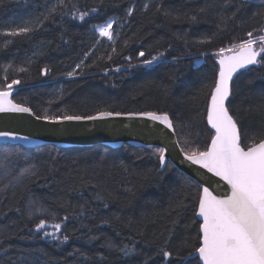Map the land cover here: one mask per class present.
<instances>
[{"label":"trees","instance_id":"obj_1","mask_svg":"<svg viewBox=\"0 0 264 264\" xmlns=\"http://www.w3.org/2000/svg\"><path fill=\"white\" fill-rule=\"evenodd\" d=\"M240 4L241 0H0V89L13 79L21 80L13 86L12 101L41 116L89 115L101 109L167 112L179 149L203 150L213 134L206 125V111L218 72L214 53L247 40L249 31L260 36L257 29L264 26V16L257 14L258 0L236 12ZM54 7L37 31L4 35L37 17L43 20ZM92 7L98 12H90L85 21L72 18ZM129 7L134 9L130 17L125 14ZM166 11L170 15H164ZM191 16L196 22L189 21ZM109 20L115 21L112 42L93 32ZM140 51L145 57H139ZM161 52L159 62L143 64ZM196 61L201 64L194 65ZM45 67L49 72L42 75ZM73 70L76 75L69 77ZM230 100L244 142L264 134V66L240 72ZM185 139L190 144L185 145ZM199 193L196 184L169 164L162 172L153 149L0 145V264H162L156 253L169 230L174 229L169 245L174 252L186 255L196 243ZM40 219L46 227L37 232ZM55 223L62 225L56 235H67V242L43 235L55 232ZM125 244L140 254L123 257L117 249Z\"/></svg>","mask_w":264,"mask_h":264},{"label":"snow or ice","instance_id":"obj_2","mask_svg":"<svg viewBox=\"0 0 264 264\" xmlns=\"http://www.w3.org/2000/svg\"><path fill=\"white\" fill-rule=\"evenodd\" d=\"M258 2L261 11L257 14L264 16V0H258ZM252 3L253 0H241L236 12L240 10V7ZM147 8L148 5L145 4L144 9L147 10ZM55 11V7L49 9L48 15L43 16V20L37 17L28 25L20 27L18 30L6 32L4 35L15 37L37 31L43 26V21L48 20ZM133 11V7L127 8L125 10L126 16H132ZM200 11H204V9H200ZM90 12L96 13L98 9L92 7L89 11L79 12V15L73 13L72 18L83 22ZM63 14L66 15L67 13ZM235 14L233 12L229 19L233 18ZM164 15L170 14L166 11ZM174 19L178 20L179 18ZM196 20V16L189 17L190 22L194 23ZM114 22L109 20L104 25L98 26L99 36L113 41L115 36L113 32ZM217 28H220V25H217ZM257 31L264 33V26H261ZM247 36V40L220 48L218 52L214 53L218 57L216 64L219 65V68L217 78L211 88L207 108V124L214 130L210 143L203 150L184 146L179 149L185 161L223 181L230 194L226 198H221L210 190V186L199 185L201 191L194 210V216L197 218L194 222L198 223L196 243L187 248L186 255L179 250L174 252L169 246L174 229L169 230V236L158 246L156 253L161 257L162 264H173L174 261L175 264H264V134L259 138H249V142L245 143V134L242 131L240 119L231 111L230 100L234 75L242 69L252 70L250 66L256 68L264 66V35L254 37L253 32L249 31ZM203 42L205 41H201V43ZM7 43L11 44L12 41L9 40ZM113 51L115 52V48ZM138 55L145 57L146 54L144 51H140ZM163 56L164 53L161 52L157 56H152L151 59L144 60L143 64L150 66L154 62H159ZM108 59L111 60L112 57L109 56ZM80 67V64L76 65L77 69ZM119 70V68L116 69V71ZM19 71L24 72L26 69L20 68ZM48 72L49 69L45 67L41 74L47 75ZM67 75L69 77L75 76L76 71L73 70ZM5 79L7 78L5 77ZM20 84L21 80L13 79L0 89V113L28 114L34 116L36 120H43L52 124L103 121L126 115L129 119L146 118L163 125L173 134L176 132L173 120L167 112L146 111L124 114L101 109L95 114L89 115L64 114L51 117L36 115L30 107L14 103L10 99L13 86ZM0 139L27 141L28 137L17 136L9 130L0 128ZM184 144H190V140L185 139ZM167 151V146L153 149L154 154L158 157L162 172L168 167ZM25 171H29V169H25ZM207 179L205 177L206 181ZM64 219L67 220L68 217L66 216ZM52 226L55 232L43 231V235L50 236L53 240H60L61 243L67 242V235H63L62 238L56 235L62 225L55 223ZM45 227L46 221L40 219L36 224V231L41 232ZM184 243L187 245L188 241H184ZM117 251L126 258L140 254L135 250V246L129 247L126 244L119 247Z\"/></svg>","mask_w":264,"mask_h":264},{"label":"water","instance_id":"obj_3","mask_svg":"<svg viewBox=\"0 0 264 264\" xmlns=\"http://www.w3.org/2000/svg\"><path fill=\"white\" fill-rule=\"evenodd\" d=\"M217 66L219 68L218 64ZM250 67L253 68L254 66ZM244 71L247 70H240V72ZM240 72L234 75L233 80ZM15 93L16 90H13L10 99ZM206 125L214 134V130L207 124V111ZM0 128L9 130L17 136L28 137L27 141L22 139H0V145L18 146L24 149L50 146L61 150L95 147L116 150L122 146L137 149H154L167 146L166 159L172 168L198 187L200 184L210 186V190L221 198H226L230 194L227 185L219 178L212 177L205 170L198 169L196 165H191L183 159L175 134L163 125L146 118L129 119L125 115L103 121L52 124L43 120H36L34 116L28 114L0 113ZM201 173L203 175H200ZM205 177L208 178L207 181Z\"/></svg>","mask_w":264,"mask_h":264},{"label":"rangeland","instance_id":"obj_4","mask_svg":"<svg viewBox=\"0 0 264 264\" xmlns=\"http://www.w3.org/2000/svg\"><path fill=\"white\" fill-rule=\"evenodd\" d=\"M93 32L99 37V39H103V40H105V41H107V42H112V41H109L106 37H100L97 28L94 29ZM261 35H264V33H261ZM215 57H216V56H215ZM200 62H201V61H196V62H194L193 64H194V65H199Z\"/></svg>","mask_w":264,"mask_h":264}]
</instances>
